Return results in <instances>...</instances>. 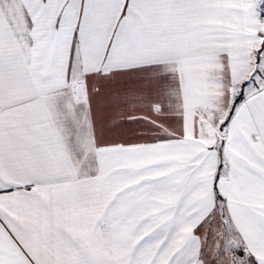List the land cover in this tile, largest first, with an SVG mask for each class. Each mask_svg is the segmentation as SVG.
Here are the masks:
<instances>
[{
    "label": "snow or ice",
    "instance_id": "6c2138e0",
    "mask_svg": "<svg viewBox=\"0 0 264 264\" xmlns=\"http://www.w3.org/2000/svg\"><path fill=\"white\" fill-rule=\"evenodd\" d=\"M0 264H264V0H0Z\"/></svg>",
    "mask_w": 264,
    "mask_h": 264
}]
</instances>
